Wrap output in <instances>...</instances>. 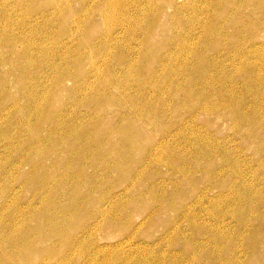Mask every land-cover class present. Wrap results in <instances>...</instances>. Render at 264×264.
<instances>
[{"label": "rangeland", "instance_id": "rangeland-1", "mask_svg": "<svg viewBox=\"0 0 264 264\" xmlns=\"http://www.w3.org/2000/svg\"><path fill=\"white\" fill-rule=\"evenodd\" d=\"M30 1L31 0H10V3H8V7H7V17H5L4 11H0V25L2 31L4 28H9L8 30L14 36L18 32V30L23 32V34H29L31 29L38 28L47 33L51 31L54 33H62V36L58 35L56 36L57 38H53L54 37L53 36L50 40L47 39V42H45L46 44L44 43L45 44L44 46L47 47L46 49L47 51L51 50L54 51V53L56 54L54 55L53 58H51V60L50 57L46 58V56L44 57L40 56L36 60L30 58L22 59L21 61L22 65L28 68H30L32 61H38L44 65L43 69L41 68V69H36L35 71L32 70L29 71V74L25 79L27 80L26 84L25 82L19 83V81L16 80L19 78L18 77L19 74L18 72L12 73L11 69L13 68V65H4V64L0 65L1 75L2 73L4 74V72L5 74L7 72L12 73V75L8 76V80L12 83V84L9 83L7 85V88L9 89L8 97L10 98L11 96H14L17 98V100L20 99L19 100L20 104L21 103L23 104V105L21 104V106H25V105L29 106V107L27 106L26 109L25 107H23L21 114L23 113L25 114H23L24 116L22 117L21 114H19L18 116V114H15L16 112L14 110L13 111L10 110L9 102H7V104L5 105L4 101L0 100V117L3 116L5 117L4 120L0 119V181H1L0 192L3 193V194L0 193L1 194L0 204L4 202L5 198L7 197L4 204L2 203L0 206V226H1L0 232L2 233V236H5L6 234V238L8 239L10 238V239L18 240L19 238L20 240L21 235L17 233L18 228L27 229L29 231L32 229L29 234V236L32 238H30L29 241L34 242L35 244H37V242H39L40 240H42L41 243L43 242L38 252L34 251L32 253L33 254L35 253L34 255H37L38 253L39 255H42V257L45 256V259L46 258L47 259L46 262L44 261L43 264H130V263L131 264H264V140H263L264 124H262L263 127L261 126V123L259 124L260 122L259 120H261L264 123V58L260 59L257 58V56L255 57V53L253 55V51L259 48L261 49L260 53L264 52V35H263L264 24H262L264 23V18H263L264 8L262 9L259 6V2L264 3V0L263 1L254 0V2L252 0V3L250 2V4L247 5L248 7L242 4L243 0H240V2L239 0H235L236 4L233 3L232 4L233 7H236L237 4L239 5L242 4L244 7L241 6V9L242 10L246 9L243 12H241L242 10L240 9L239 5L238 7H236V9L235 8L231 9L233 8L231 5L228 8L225 7L226 11H224V8L219 9V7L217 6L219 5L218 3L220 0H192V1L191 0H185V1L159 0L161 2H159L158 0H154L156 3L153 2V0H121L122 5L126 4L128 5L129 9L130 8L133 9V10L128 9L132 18L129 19V24H127L126 27H124V29H120L122 27L121 26L117 30L113 29L114 30L113 33L111 31V27L107 26L106 22L101 18L100 13L97 12L98 9H100L101 6L105 3L103 0H50L52 1L51 5L47 6L44 9L41 8L42 5L40 1H37V4H35V6H33L32 8L30 6L26 8L29 10L31 9L29 12H25L26 9L24 8L27 4L30 3ZM42 3H44L43 0ZM172 4L175 6L173 7ZM194 4L196 7L194 6ZM251 4H254V6ZM17 5L20 6L21 9L20 8L18 9ZM156 5H159L158 6L159 8ZM208 5H212V6L208 7ZM181 7L182 8L186 7L185 8L186 10L182 9ZM177 9H179V12ZM212 9L213 11L215 10L214 12H216L217 14H219V11H221L219 16L215 14L212 11ZM227 9H229V11ZM251 9L253 11L252 13L253 15L254 13H259V14H255L257 16H254L256 17L255 18L256 21L252 20L254 17L253 15H250L251 14L250 12H252ZM157 10H159L160 12ZM233 10L235 12H233ZM254 10H257V12ZM75 11H77V15H79L80 17V22L75 19V13H74ZM174 11H177V13ZM194 11L197 12L200 11V12L197 13ZM211 11L213 12V14ZM245 11H247L248 13ZM201 12L203 14H201ZM224 12H226L230 16H227L226 13ZM172 13H176V14L173 16ZM231 13H233L234 15H232ZM151 14L156 16L157 19H155L156 17L154 16L151 17ZM195 15L197 16L198 21L195 19L196 18ZM220 15L222 16L220 17ZM239 15L240 17L243 16L244 18H246L245 20L242 19V21H244L245 24L248 21L249 23L247 22L246 25H248L249 28L243 22H241L242 17L240 18ZM178 16L181 17L180 19L183 18L184 22L183 20H180ZM213 16L217 17L216 21H214L215 18ZM26 17H28L27 24L29 27L25 26L21 28L23 24V20ZM225 17L227 18V21L225 20L226 19ZM142 19L143 21L140 22V20ZM200 19L202 21H200ZM174 20L176 23H174ZM208 20L211 21V23L207 24V22H209ZM170 21H172L174 25ZM181 21L183 22L182 25L177 24L178 22L181 23ZM212 21L214 22V24ZM232 21H235V24H233ZM237 21H239V23L241 22V25L237 23ZM64 22H69V23L65 24ZM195 22L196 23L199 22V23L196 24ZM225 22L226 23L228 22L230 26L227 25L228 23L226 24ZM121 23L125 24V22H123L122 20ZM131 24L137 25V30L134 33H131L129 29L130 28L129 26ZM185 24H187V26ZM224 24L227 25L228 28L224 26ZM183 25L186 26L185 27L186 29L181 28V26ZM214 26L215 27L217 26L216 28L219 31H217V29L214 28ZM144 27L146 28V31ZM177 27L180 29H178ZM239 27L240 29L242 28L241 31L244 28L245 30L241 32L239 30ZM125 28H127L128 30ZM169 28L173 30L169 31L168 30ZM230 28L231 29L236 28V29L235 31L234 30L230 31ZM253 28L256 29L254 30ZM159 29L161 31H159ZM248 30L250 33H253V35L255 33L257 35L255 34L256 36L255 35L253 36L250 34L251 35L250 36ZM127 31L129 32V35ZM222 32H225L226 34ZM246 32L247 34H245ZM238 33L240 34L244 33V34L239 35ZM109 34L110 36L115 35L114 36L115 39H118L116 40V43H114L113 40L110 43H108L111 49L115 50L112 51L116 57V60L113 59L114 61L101 53H97V50H99V48L101 49V47L104 46L105 40L107 39V37H109L108 36ZM132 34L134 38L132 37ZM215 34L216 36H218V38L216 37V39L214 40ZM198 35H202V37ZM209 35H211L210 36L211 38L209 37ZM227 35L231 37L229 38ZM189 36H191V39ZM225 36L227 37L225 38ZM239 36L241 37V39ZM141 38L142 40H140ZM182 38H184L185 41ZM253 38L256 39V41ZM201 39H203L204 41L203 40L200 41ZM248 39L250 43L249 41H247ZM164 40L167 41L165 42ZM177 40L178 41L180 40L179 42L185 45V47L181 45ZM192 40L194 41L193 45H192L193 43ZM197 41L201 42V45ZM220 41L222 44L221 43L219 44ZM233 42H235L239 47ZM185 43L188 44V49ZM255 43L256 44L259 43V44L256 45ZM227 44L230 47V50ZM251 44H254L253 47ZM223 45L225 46L222 48ZM233 45L236 46L233 48ZM122 46L124 47L121 48ZM18 48L20 49L22 48V46H19ZM139 48H141V50ZM181 48H183L184 51V52L182 51L183 54L180 53L179 51V49L181 50ZM184 48L186 50H184ZM213 48H215L214 51L208 50ZM128 49L131 50L130 53ZM168 49L169 51H167ZM217 49H219V51ZM125 50L126 52L124 53L121 52ZM223 50L224 53H222ZM73 51H75V54H72ZM76 51H78V53H76ZM152 51L155 53H153ZM146 52L149 53L146 54ZM203 52L205 54H203ZM249 52H251V56L248 55ZM92 54L94 55L91 58ZM156 54L158 56L161 55V58L159 57L160 59L157 58L158 61L155 58L157 56ZM78 56L79 58L83 56L82 59L84 63L81 66H79L78 63L79 62ZM117 56L119 58L123 57L124 59L129 58L127 59V64L129 65H131V62L132 64L134 61L136 62V64L130 69L132 70L131 72L127 73L126 71L127 66H125L126 69L123 66H120L122 64L119 63V58ZM147 56L148 59H146ZM179 56L181 57L179 58ZM194 56L197 57L199 56L200 58L199 57L195 58ZM233 56L237 58L234 59ZM168 57L171 58L172 64L171 62L168 61L167 59ZM220 57L223 58L221 59ZM163 58L164 60L167 59L168 62L165 60L166 64L167 63L170 64L165 65ZM210 58L212 60H215L216 58L217 62L216 61L212 62ZM122 59L120 60L122 61ZM69 60H71L69 65L65 64L67 61L69 62ZM77 60H78V62L76 63L77 66H75L74 64ZM155 60L157 63L156 66H155ZM50 61L55 62L58 67L52 68L48 66L50 64ZM179 61H181V63ZM188 61H190L191 63L188 64L189 63ZM197 61L200 62L198 63ZM227 62L230 64V66ZM206 65L207 66L210 65L209 67H211V69ZM171 66L173 69L171 68ZM187 66L188 68L191 69H188ZM250 66L252 68H256V71L253 75H251L253 72L250 71L251 70ZM108 67L111 70L110 72L108 71L109 70ZM165 67L166 69H164ZM182 67L184 69H182ZM212 67L215 69H213ZM226 67L228 68L227 69L228 73H225L227 72ZM198 69L201 72L203 71L202 74H200L201 72ZM233 69L234 71H232ZM239 69H245L244 70L245 73L239 74L238 73ZM219 70L220 72L221 70H223V73L222 72L220 73ZM249 71L251 72L250 78L246 73V72L249 73ZM64 72L66 73L72 72L74 77L72 76V78L69 79L67 78L68 80L65 79L62 86L63 88L62 87L56 88L54 86V80L57 77V75ZM155 72L157 73V75ZM190 74L191 76H188ZM216 74L217 76H215ZM245 74L247 76H245ZM258 74H259V79L256 78ZM110 75L113 77H110ZM150 75L151 76L154 75V76L151 77ZM206 76L208 79L206 78ZM240 76H243V78L241 77L242 78L241 79ZM75 77L77 78L76 82L73 79ZM204 77L207 80L204 79ZM224 77L226 80L224 79ZM245 77L249 80V82ZM146 78L149 81L146 80ZM193 78H195L194 79L195 81L193 80ZM86 79L89 80L87 84L88 86L86 85L85 82ZM35 80H37V83L35 82ZM111 81H113L114 85L113 84L112 85L114 87H117V84L118 85L123 84L122 88L119 91L120 94L122 93L120 96H117V88L115 90L110 87ZM190 81L191 83L192 82L193 83L190 84L189 83ZM197 82L199 85L197 84ZM205 82L207 84H205ZM76 83L81 87L80 90H76L75 88ZM244 83L245 85L247 83L248 84L245 86L243 85ZM106 84H109V86H106L107 89L104 88V90L107 92L99 93L95 96V98H107L109 100L108 103H110V105L106 106L107 109L105 107L104 108L99 106L96 107L90 104L87 105V103L93 101L94 89L97 90L99 87L103 88L102 86ZM230 84H233V86ZM157 86H159V88ZM207 86L209 87L214 86V88L211 87V89H209V87ZM222 86H224L225 90L226 89L227 90L225 91ZM23 87H27L28 92L30 93L31 92L39 93L40 96H43V98L47 97V95L45 94V89L52 96H54L55 99L50 100L52 104L50 108L54 109V112L56 109L57 112L60 113L61 119L58 118L57 123L62 122L64 124V127H65V123H67L68 125L72 124L73 119L75 120V124L74 123L73 124L76 126L80 124L81 125L88 124L89 121L92 122L100 121L101 119H103L101 121L102 122V125L100 127L101 130H104L106 127H109V125H111L110 123L113 124L115 123V125L113 126L114 127L116 126V130H114V132H111V129L109 127L108 134L104 136L105 139L103 138L104 141H106L105 142L106 146L110 147V148L107 147L108 150L109 149L110 150L109 152L108 150H106L105 151L106 154L105 152L104 154H102L103 152H101L100 154L99 153L100 151L98 150L97 141L101 140L99 136L102 137L101 134H103V132H100L98 130L100 129L98 127L94 128L93 131V135H94L93 140L94 142L97 140L95 144L93 143L92 150L94 149L95 150L93 151L92 155H87L86 158L88 160L85 157H84L85 159L81 158L80 159L81 161L78 158L77 160L76 157L73 158L76 152V150L74 149H77L75 148V146L72 147L73 145L68 146L67 150L64 149L65 153L63 152L60 154L59 152H56L59 153L56 156V159L58 160L55 163V166H57L56 167L57 171H60L62 169L68 173L66 167L68 165L67 163L69 164L72 163L70 165L71 168L69 169V171L71 172L69 173V175L72 176V174L75 172L73 174L75 178L77 175L80 174L83 176L79 184L77 180L73 179L74 176H72L71 178L69 176L68 179L66 178L63 179L62 170L60 171L61 173L57 172L56 174L57 177L54 181V188L57 190L56 193L58 197H60L62 200L61 204L58 205H51V206L44 205L42 202L43 198L41 199L40 197L34 196L35 190L39 189V187H37L36 185L34 186L31 185L30 184L31 182L29 183V180L31 179L30 177H32L31 172L33 170V166H34L33 164L35 163V161L36 163H41L42 161L45 162L46 158H43L37 153H33V151L31 150L32 144L28 145L26 141L27 139H29L30 135L26 130L24 132L22 131L24 130V128H22L21 130H18L17 128H11V129L7 128L8 123L6 122L13 115H15L13 119V121L15 122L20 120L21 117L22 118L28 117V119L30 117L26 115L29 113L27 109L31 108V105L29 103L26 104L27 102H29V99H27L28 97L24 96L25 100L23 99L22 101L21 99L24 97L22 96L21 98V95L19 94L21 93V89ZM108 87L109 89L112 90H109ZM219 87L220 90L222 91L217 89ZM87 88L89 89L88 91L89 93L87 92L88 94L86 95ZM189 90L190 92H188ZM208 90L213 94L212 93L210 94ZM191 91H193V94H191L192 93ZM66 92L68 93L66 94ZM220 92L223 93L220 94ZM240 92L241 94H239ZM242 92L245 94H243ZM191 95H194L197 99ZM209 95L210 97L212 96L214 97L215 95L217 97L215 96L210 100V97H207ZM222 95L225 97L223 98ZM117 97L118 99H115ZM119 97L124 98L125 103L124 101L122 102V105L124 107L122 105L121 106L119 105L118 103ZM187 97L188 98L191 97L190 99L193 100H190ZM218 97H220L222 101L219 100L220 98L218 99ZM230 97L231 98L233 97L232 100H230L231 99ZM141 98H143L145 102H143L144 100L142 101ZM222 98L224 99V101ZM148 100L150 102L147 105ZM80 101H85L86 105L84 104L83 106L78 107L79 109L76 107L74 109L75 104L79 103ZM191 101L192 102L194 101L193 103L195 105ZM203 101L205 103L201 104V102ZM218 101H221V103H219ZM230 102L233 104H231ZM180 103L182 104L181 106ZM191 104L192 106L190 107ZM116 105H118L119 107ZM172 105H175L176 109H174V106ZM200 105L202 106L200 107ZM72 108L76 112L74 110H70ZM191 108L193 109L194 114L191 113L192 112ZM124 109L125 112H123ZM160 109L162 110L160 111ZM178 110L181 111L178 112ZM185 110L188 112H186ZM81 111L82 114L84 112L83 115H81ZM188 113H190V115ZM203 113L204 114L207 113V114L204 115ZM226 113L227 114L230 113L231 115L229 114L230 115L229 116ZM223 114L226 116L224 117ZM148 115H150L149 118L147 117ZM210 116L212 117L210 118ZM228 116L229 118H226ZM187 119H189V121ZM193 125L195 127H193ZM245 125L246 128H243V126ZM47 126L49 129L47 128ZM228 126L229 127L231 126L230 129L228 128ZM119 127L121 130L119 129ZM244 129L245 130L247 129V131H245ZM127 130L129 131L127 132ZM180 130L181 132H179ZM252 130H254V132L255 130L256 131L260 130L258 133L255 132L258 135L257 137L256 134L252 132ZM52 131H53L52 126L47 124L45 130H43V133L44 135H47ZM130 132L131 135H129ZM183 132L184 134H180ZM186 132L188 133L189 136L187 135ZM175 133L177 134V136L175 135ZM235 133H237L236 136ZM30 134L35 135L36 132H32V133L30 132ZM126 134H128V136ZM194 134H196V136ZM238 134H243V135L241 136ZM172 135L175 136L173 137ZM106 137L109 138L108 141ZM21 142H23V144ZM123 142L125 144H123ZM197 142L198 144L200 143V145H198ZM214 144H216L217 146ZM161 146L164 147L161 148ZM19 147L20 149L18 150ZM70 147L72 148V150H70L71 149ZM117 148L120 149L118 150ZM159 148H161L160 149L161 151L159 150ZM165 148L167 149V151ZM68 151L72 154H70ZM20 152L21 154H25V155H21ZM97 152L99 154H96ZM175 152L176 153L178 152L177 156ZM110 153L112 155H109ZM118 153H120V155L121 153H123V155L120 156ZM190 153L193 155H191ZM26 154H28L29 156H26ZM53 155H51L52 158V159L50 158L51 161L50 159L47 158L48 162L47 161L45 162L47 164L46 167L48 168H53L52 167L54 165L52 162L54 159V157H52ZM105 155L108 157H106ZM182 156L183 157L185 156L184 157L185 159ZM172 157L173 158L175 157L176 159L175 158L173 159ZM25 158L26 160L24 161L26 162H23V159ZM174 160H177L178 164L177 162H175L174 164ZM179 160L181 161L180 163ZM90 161H93L94 164L93 162L91 163ZM17 162L19 163V165L17 164ZM28 162L29 163L31 162V164L29 165ZM80 163L81 164L83 163V165H81ZM95 163H96V167H95ZM15 164L17 165V168H14ZM49 164L51 165L49 166ZM87 164L91 166H86ZM128 164H130V166ZM80 165L84 167H81ZM24 166L27 167L25 168ZM29 166L32 167L29 168ZM85 166L88 167L89 169L87 168L85 169ZM7 168L8 171L6 170ZM11 169L13 170V174ZM77 169L79 170L77 171ZM83 169H85V172ZM5 170L7 171V173H5L7 177H5V174L2 173L5 172ZM14 170L17 172H15ZM21 170L22 171L24 170L25 172L24 171L22 172ZM28 170H30L31 172ZM85 173L87 176L88 174L89 175L92 174V176L91 175L90 176L94 179H92L90 176L85 177L84 176ZM210 176L212 178H210ZM24 177L27 179H25ZM90 180L94 182L92 185H90L92 183ZM180 183L182 185H180ZM84 185L86 186L87 189H85ZM2 186L4 187V189ZM32 187L33 189H31ZM80 190L81 193L83 194L80 193ZM77 194H80V196ZM82 195H84V197ZM86 196L89 197L87 198ZM76 201L78 202L81 201V206H80L81 211L77 216L74 215L75 217L73 216L74 217L73 218L71 217V213L74 209L72 208L73 210H71L70 207H74L73 203H75ZM77 204L79 203H76V205ZM66 206L67 208L68 206L70 207L66 209ZM5 207L6 209H4ZM65 210H68V213H70L68 219L74 220L73 223L69 225V227L73 225L72 229L70 228L71 229L70 232H69V227L67 226L68 225L67 221H65L64 223V220H62V219H66L63 216ZM1 211L3 212L2 214ZM22 213L24 216L22 215ZM96 214L98 215V217H94L96 216ZM2 215H4L3 216L4 218H2ZM43 215L47 217L44 218ZM262 216L263 219H261ZM4 219L6 221H4ZM43 219H53V220L45 221ZM113 221L114 223H116V225L113 223ZM2 222L5 224H2ZM7 223L9 224L11 223L10 226H7ZM55 224H60L62 227L63 224L64 225L66 224L65 227H68L67 235L70 233L72 234L73 237L75 236L74 238L71 237V235L69 236L70 238H73V240H70L67 236H65L66 234L63 236L64 238L61 236H54L53 238L50 237L48 239L41 237V233L45 234L41 230H39L38 235L37 233L35 234L33 231L34 228H38L43 225L46 226L48 225L49 228H53ZM90 225L92 227H90ZM14 231L16 234H14ZM11 233L15 237H13V235L8 237L9 235H11ZM80 237L82 239H80ZM69 240L72 241L70 246L65 243L66 241L69 242ZM74 242L76 244H73ZM6 245H4V247L0 245V264L3 263L12 264L13 261L15 262V260L12 261L9 260V263H7L8 261L6 259L7 258L9 259L11 256H13L12 253L13 250L10 247L9 243H7ZM66 246L70 248L69 249L67 248L65 250L64 248H66ZM53 247L55 249H52ZM73 248L75 250H73ZM62 258L67 259L66 262H62L61 261ZM148 261L150 262L148 263ZM25 264H36V263H33L31 261V262H26Z\"/></svg>", "mask_w": 264, "mask_h": 264}, {"label": "bare ground", "instance_id": "bare-ground-1", "mask_svg": "<svg viewBox=\"0 0 264 264\" xmlns=\"http://www.w3.org/2000/svg\"><path fill=\"white\" fill-rule=\"evenodd\" d=\"M37 1H40V3H41V8H46L47 6H49V5H51V2L52 1H50V0H43V2L44 3H42V0H31L30 1V3L29 4H27L26 6H25V8L24 9H26V8H28L29 6L32 8L33 6H35V4H37ZM105 3L101 6V8L100 9H98V13H100V15H101V18L106 22V24H107V26L108 27H111V31H112V33H113V31L116 29H118V28H120L121 26V28L120 29H124V27H126V25L127 24H129V19L130 18H132L131 17V14L129 13V10L130 9H132V8H130L129 9V7H128V5H126V4H123L122 5V3H121V0H103ZM159 1V0H158ZM185 1V0H184ZM192 1V0H191ZM257 1H259V0H257ZM256 1V2H257ZM263 1V0H262ZM153 2H155L154 0H153ZM159 2H161V1H159ZM164 2V1H163ZM168 2V1H167ZM170 2V1H169ZM236 1L235 0H220L219 1V5L217 6V7H219V9L221 8H224V11H226L225 10V7H229L230 5L233 7V3L234 4H236L235 3ZM239 2H240V0H239ZM250 2L252 3V0L250 1V0H243V2H242V4L243 5H249L250 4ZM253 2H254V0H253ZM255 2V3H256ZM8 3H10V0H0V11H4L5 13V17H7V7H8ZM156 3V2H155ZM174 3H176V2H174ZM209 3V2H208ZM254 3V4H255ZM148 4H149V2H148ZM158 4V3H157ZM164 4V3H163ZM189 4V3H188ZM197 4H199V3H197ZM207 4V3H206ZM205 4V5H206ZM239 5V4H237V6L236 7H238V5L240 6V9H241V6H243V5ZM254 4H251V5H253L254 6ZM173 5V4H172ZM182 5H183V3H182ZM186 5H187V3H186ZM130 6V5H129ZM147 6H149V5H147ZM150 6H151V3H150ZM157 7L159 6V5H156ZM175 5H173V7H174ZM194 6H195V4H194ZM203 6V5H202ZM209 6H212V5H208V7ZM235 6V5H234ZM245 6V7H246ZM259 6H260V8H264V3L263 2H259ZM187 7V6H186ZM186 7H181L182 9H184V10H186L185 8ZM190 7V6H189ZM193 7V6H192ZM196 7V6H195ZM201 7V6H200ZM206 7V6H205ZM236 7H233V8H231V9H236ZM244 7V6H243ZM248 7V6H247ZM246 7V8H247ZM17 8L19 9L20 8V6H18L17 5ZM150 8V7H149ZM152 8V7H151ZM153 8H154V6H153ZM159 8V7H158ZM180 8V7H179ZM194 8V7H193ZM249 8H251V7H249ZM21 9V8H20ZM129 9V10H128ZM145 9V8H144ZM143 9V10H144ZM160 9H161V7H160ZM159 9V10H160ZM182 9H180V10H182ZM230 9V8H229ZM229 9H227L228 11H229ZM240 9H239V12H240ZM255 9V8H254ZM8 10H9V8H8ZM31 10V9H30ZM29 9H26L25 10V12H29L30 11ZM133 10V9H132ZM155 10V9H154ZM159 10H157V11H159ZM178 10V12H179V9H177ZM194 10H197V9H194ZM205 10H206V8H205ZM242 10V9H241ZM244 10H246V9H244ZM244 10H242L241 12H243ZM212 11H213V9H212ZM211 11V12H212ZM215 11V10H214ZM213 11V12H214ZM219 11V10H218ZM223 11V10H222ZM231 11V10H230ZM247 11H248V9H247ZM247 11H245V12H247ZM250 11V10H249ZM251 11H252V9H251ZM254 11H256L257 12V10H254ZM160 12V11H159ZM162 12V11H161ZM174 12H176L177 13V11H174ZM184 12V11H183ZM183 12H181V13H183ZM194 12H197V11H194ZM198 12H200V11H198ZM197 12V13H198ZM207 12V11H206ZM213 12H212V14H213ZM220 12L221 11H219V14H220ZM233 12H235L234 10H233ZM75 13V19L77 20V21H79L80 22V17H79V15H77V11H75L74 12ZM131 13H132V11H131ZM152 13H153V10H152ZM176 13H172L173 14V16L176 14ZM180 13V14H181ZM197 13H195V14H197ZM205 13V12H204ZM209 13H210V10H209ZM215 14H217L216 12H214ZM224 13H226V12H224ZM236 13H237V11H236ZM248 13V12H247ZM251 14L250 15H253L252 13H253V11L252 12H250ZM171 14V15H172ZM201 14H203L202 12H201ZM200 14V15H201ZM206 14V13H205ZM219 14H217L218 16H219ZM222 14V13H221ZM232 15H234L233 13H231ZM243 14V13H242ZM255 14H259V13H254V15H253V17L254 16H257V15H255ZM43 15V14H42ZM150 15V14H149ZM156 15V14H155ZM217 15H214V16H217ZM226 15L227 16H230V15H228L227 13H226ZM238 15V14H237ZM241 15V14H240ZM240 15H239V17H240ZM244 15V14H243ZM264 15V14H263ZM152 16H154V15H152L151 14V17ZM159 16V15H158ZM168 16V15H167ZM182 16H183V14H182ZM196 16V15H195ZM202 16V15H201ZM213 16V17H214ZM222 15H220V17H221ZM246 16H248V15H246ZM147 17V16H146ZM150 17V16H149ZM154 17H156V16H154ZM153 17V18H154ZM172 17V16H171ZM176 17H177V15H176ZM175 17V18H176ZM205 17H206V15H205ZM209 17V16H208ZM207 17V18H208ZM211 17V16H210ZM233 17V16H232ZM237 17V16H236ZM242 17V18H241ZM240 18H241V22H243L244 23V21H242V19H246V18H244L243 16H241ZM251 17V16H250ZM260 17V16H259ZM258 17V18H259ZM168 18V17H167ZM166 18V19H167ZM178 18L180 19L181 17H179L178 16ZM201 18V17H200ZM215 18V20L214 21H216V19H217V17H214ZM226 18V17H225ZM224 18V19H225ZM255 18L256 17H254L252 20H255ZM264 18V17H263ZM144 19V18H143ZM143 19L142 20H140V22L141 21H143ZM155 19H157V17L155 18ZM196 20H197V16H196V18H195ZM206 19V18H205ZM209 19V18H208ZM212 19V18H211ZM210 19V20H211ZM236 19V18H235ZM27 20H28V17H26L24 20H23V24H22V26H21V28L22 27H25V26H28V24H27ZM121 20L123 21V22H125V24H123V23H121ZM180 20H183V18L182 19H180ZM213 20V19H212ZM226 21H227V18L225 19ZM232 20V19H231ZM240 20V19H239ZM249 20V19H248ZM262 20V19H261ZM147 21V20H146ZM179 21V20H178ZM198 21V20H197ZM200 21H202L201 19H200ZM204 21V20H203ZM209 21V20H208ZM218 21H219V18H218ZM247 21V20H246ZM245 21V22H246ZM256 21V20H255ZM258 21V20H257ZM137 22H139V21H137ZM170 22H172V21H170ZM183 22H184V20H183ZM183 22L181 21V23H177V24H183ZM213 22V21H212ZM224 22V21H223ZM233 22V24H235V21H232ZM241 22L239 23V21H237V23H239L240 25H241ZM248 22V21H247ZM247 22H246V24H247ZM65 24H68L69 22H64ZM154 23H155V21H154ZM167 23V22H166ZM173 23V22H172ZM174 23H176L175 22V20H174ZM174 23H173V25H174ZM186 23V22H185ZM196 23V22H195ZM197 23H199V22H197ZM196 23V24H197ZM208 23H211V21H209V22H207V24ZM217 23V22H216ZM226 23V22H225ZM228 23V22H227ZM226 23V24H227ZM249 23V22H248ZM252 23V22H251ZM256 23V22H255ZM260 23H261V21H260ZM138 24H140V23H138ZM143 24V23H142ZM170 24V23H169ZM188 24V23H187ZM187 24H185L186 26H187ZM201 24H202V22H201ZM205 24H206V21H205ZM213 24H214V22H213ZM212 24V25H213ZM223 24V23H222ZM230 24H231V21H230ZM230 24L228 23L227 25H229L230 26ZM245 24V23H244ZM245 24V25H246ZM262 24H264V23H262ZM261 24V25H262ZM185 25H183V26H181V28H185L186 26ZM216 25V24H215ZM218 25H219V23H218ZM227 25H225L224 24V26H226L227 27ZM258 25V24H257ZM260 25V26H261ZM156 26V25H155ZM154 26V27H155ZM196 26V25H195ZM201 26V25H200ZM239 26V25H238ZM247 27H248V25H246ZM259 26V25H258ZM264 26V25H263ZM29 27V26H28ZM130 28V31H131V33H134V32H136V30H137V25L136 24H131L130 26H129ZM141 27V26H140ZM139 27V28H140ZM150 27V26H149ZM174 27V26H173ZM172 27V28H173ZM209 27V26H208ZM207 27V28H208ZM217 27V26H216ZM215 26H214V28H216ZM235 27H237V26H235ZM242 27V26H241ZM251 27V26H250ZM262 27V26H261ZM145 28V27H144ZM143 28V29H144ZM147 28H148V26H147ZM157 28V27H156ZM175 28V27H174ZM178 28V27H177ZM176 28V29H177ZM188 28H189V26H188ZM201 28V27H200ZM199 28V29H200ZM228 28V27H227ZM249 28V27H248ZM9 28H4L3 29V31H2V28H1V25H0V65L1 64H4V65H13V68L11 69V71H12V73H17L18 72V74H19V78L18 79H16V80H18L19 81V83H24L25 82V84H26V82H27V80H25L26 78H27V75L29 74V71L30 70H32V71H35L36 69H43V64L42 63H40V62H38V61H32V63H31V65H30V68H28V67H25V66H23L22 65V59L23 58H30V59H33V60H36V59H38L40 56H46V58H49L50 57V60H51V58H53L54 57V55H56L55 53H54V51H51V50H46L47 49V47H45L44 45L46 44L45 42H47V39H51L53 36V38H57L56 36H58V35H61L62 36V33H54V32H45V31H42V30H40V29H38V28H36V29H31L30 30V32H29V34H23V32H21V31H19L18 30V32L13 36L12 35V33L8 30ZM114 29V30H113ZM125 29H127V28H125ZM142 29V28H141ZM158 29V28H157ZM178 29H180V28H178ZM177 29V30H178ZM186 29V28H185ZM212 29H213V27H212ZM217 29V28H216ZM235 29L236 28H234V29H231L230 28V31H232V30H234L235 31ZM242 29V28H241ZM241 29H240V27H239V30L241 31ZM254 29V28H253ZM256 29V28H255ZM254 29V30H255ZM128 30V29H127ZM169 31H172L170 28L168 29ZM175 30V29H174ZM207 30V29H206ZM226 30H228V29H226ZM225 30V31H226ZM243 30H245V28L243 29ZM242 30V31H243ZM246 30H247V28H246ZM66 31H67V29H66ZM141 31V30H140ZM145 31H146V28H145ZM159 31H161L160 29H159ZM204 31V30H203ZM209 31H210V29H209ZM208 31V32H209ZM217 31H219L218 29H217ZM224 31V30H223ZM230 31H228V32H230ZM233 31V32H234ZM239 31V32H240ZM241 31V32H242ZM261 31V30H260ZM264 31V30H263ZM128 32V31H127ZM150 32V31H149ZM149 32H148V34H149ZM152 32V31H151ZM157 32V31H156ZM207 32V31H206ZM232 32V33H233ZM237 32H238V29H237ZM245 32V31H244ZM248 32H249V30H248ZM257 32V31H256ZM141 33H143V32H141ZM179 33V32H178ZM203 33V32H202ZM214 33V32H213ZM212 33V34H213ZM222 33H224V34H226L225 32H222ZM221 33V34H222ZM235 33V32H234ZM258 33V32H257ZM136 34V33H135ZM145 34V33H144ZM143 34V35H144ZM147 34V35H148ZM210 34V33H209ZM231 34V33H230ZM229 34V35H230ZM239 35H243V34H240V33H238ZM237 34V35H238ZM245 34H247V32L245 33ZM253 35V33H250L249 32V35ZM256 34V33H255ZM254 34V35H255ZM263 34V33H262ZM128 35H129V32H128ZM205 35H207V34H205ZM233 35V34H232ZM236 35V34H235ZM250 35V36H251ZM253 35V36H254ZM257 35V34H256ZM255 35V36H256ZM261 35V34H260ZM264 35V34H263ZM109 37H107V39L105 40V44H104V46L103 47H101V49L99 48V50H97V53H101V54H103V55H105V56H107V57H109L111 60H113V59H115L116 60V57H115V55L113 54V50L114 49H111V47H110V45H108V43H110L112 40L114 41V43H116V40H118V39H115V35L114 36H110V34L108 35ZM136 36V35H135ZM149 36V35H148ZM147 36V37H148ZM192 36V35H191ZM191 36H189L190 37V39H191ZM196 36V35H195ZM198 36H201L202 37V35H198ZM204 36V35H203ZM211 35H209V37H210ZM222 36H224V35H222ZM228 36V35H227ZM227 36H225V38L227 37ZM252 36V37H253ZM262 36V35H261ZM260 36V37H261ZM114 37V38H113ZM131 37V36H130ZM130 37H128V38H130ZM132 37H133V34H132ZM161 37H162V35H161ZM200 37V38H201ZM213 37V36H212ZM216 37L218 38V36H216V34H215V38H214V40L216 39ZM229 37V36H228ZM231 37V36H230ZM229 37V38H230ZM234 37V36H233ZM240 37V36H239ZM259 37V36H258ZM116 38H118V37H116ZM134 38V37H133ZM173 38H175V37H173ZM179 38V37H178ZM180 38H181V36H180ZM195 38V37H194ZM200 38H197V39H200ZM211 38V37H210ZM224 38V39H225ZM243 38V37H242ZM250 38V37H249ZM255 38V37H254ZM253 38V39H254ZM148 39V38H147ZM170 39V38H169ZM168 39V40H169ZM172 39V38H171ZM182 39H184V38H182ZM235 39V38H234ZM237 39V38H236ZM240 39H241V37H240ZM247 39V38H246ZM246 39H245V41H246ZM140 40H142V38L140 39ZM144 40V39H143ZM174 40V39H173ZM196 40V39H195ZM203 39H201L200 41H202ZM211 40H213V39H211ZM218 40V39H217ZM222 40V39H221ZM238 40V39H237ZM244 40V39H243ZM255 41H256V39H254ZM165 41V40H164ZM167 41V40H166ZM165 41V42H166ZM178 41V40H177ZM180 41V40H179ZM178 41V42H179ZM184 41H185V39H184ZM183 41V42H184ZM193 41V40H192ZM204 41V40H203ZM247 41H249V39L247 40ZM142 42V41H141ZM146 42H147V40H146ZM145 42V43H146ZM176 42V41H175ZM175 42H174V44H175ZM197 42H199V41H197ZM227 42V41H226ZM243 42V41H242ZM45 43V44H44ZM118 43V42H117ZM160 43V42H159ZM177 43V42H176ZM180 43V42H179ZM187 43H188V41H187ZM214 43V42H213ZM221 43V41L219 42V44ZM234 44H236L235 42H233ZM239 43V42H238ZM249 43H250V41H249ZM262 43V42H261ZM140 44V43H139ZM163 44V43H162ZM169 44V43H168ZM181 45H183L182 43H180ZM186 44V43H185ZM191 44V43H190ZM194 44V41H193V43H192V45ZM199 44L201 45V42H199ZM212 44V43H211ZM222 44V43H221ZM224 44V43H223ZM229 44H232V43H229ZM240 44H243V43H240ZM256 44V43H255ZM257 44H259V43H257ZM256 44V45H257ZM124 45V44H123ZM143 45V44H142ZM152 45H155V44H152ZM187 46V49H188V44H186ZM214 45V44H213ZM237 45V44H236ZM235 45V46H236ZM252 45V47H253V45L254 44H251ZM19 46H22V48H18ZM150 46V45H149ZM166 46V45H165ZM170 46V45H169ZM180 46V45H179ZM184 47H185V45H183ZM198 46V45H197ZM205 46V45H204ZM221 46V45H220ZM225 45H223L222 46V48L224 47ZM227 46H228V44H227ZM234 45H233V48L235 47ZM238 46V45H237ZM250 46V45H249ZM260 46H262V45H260ZM124 46H122L121 48H123ZM142 47V46H141ZM160 47H162V46H160ZM174 47V46H173ZM239 47V46H238ZM148 48H150V47H148ZM157 48V47H156ZM208 48V47H207ZM211 48V47H210ZM221 48V49H222ZM228 48H229V50H230V47L228 46ZM232 48V49H233ZM237 48V47H236ZM247 48V47H246ZM254 48H255V46H254ZM253 48V49H254ZM96 49H98V48H96ZM127 49V48H126ZM140 50H141V48H139ZM159 49V48H158ZM163 49V48H162ZM161 49V50H162ZM225 49H227V48H225ZM231 49V50H232ZM244 49V48H243ZM118 50V49H117ZM116 50V51H117ZM123 50V49H122ZM129 50V53H130V49H128ZM145 50V49H144ZM149 50H151V49H149ZM154 50V49H153ZM171 50V49H170ZM184 50H186L185 48H184ZM208 50H215V48H213V49H208ZM218 51H219V49H217ZM236 50H238V49H236ZM245 50V49H244ZM96 51V50H95ZM115 51V50H114ZM155 51V50H154ZM167 51H169V49L167 50ZM179 51H180V53H182L183 54V48H181V50L179 49ZM183 51V52H182ZM199 51V50H198ZM226 51V50H225ZM233 51V50H232ZM243 51V50H242ZM258 51H259V53H258ZM121 52H126V50L125 51H121ZM121 52H120V54H121ZM153 52V51H152ZM200 52V51H199ZM202 52V51H201ZM208 52V51H207ZM261 52V49L259 48V49H257V50H255V51H253V55H254V53H255V57L257 56V58H260V59H263L264 58V52L263 53H260ZM76 53H78V51H76ZM114 53H116V52H114ZM122 53V54H123ZM138 53H140V52H138ZM137 53V54H138ZM149 52H146V54H148ZM150 53H151V51H150ZM153 53H155V52H153ZM168 53V52H167ZM178 53V52H177ZM190 53V52H189ZM210 53V52H209ZM222 53H224V50H223V52ZM226 53H229V52H226ZM238 53V52H237ZM240 53V52H239ZM72 54H75V51H73L72 52ZM117 54H118V52H117ZM119 54V55H120ZM132 54H133V52H132ZM161 54V53H160ZM173 54H174V52H173ZM191 54H193V53H191ZM201 54V53H200ZM203 54H205L204 52H203ZM202 54V55H203ZM208 54V53H207ZM213 54V53H212ZM219 54V53H218ZM235 54V53H234ZM245 54V53H244ZM93 55L94 54H92V56H91V58L93 57ZM118 55V56H119ZM124 55V54H123ZM154 55V54H153ZM157 55V54H156ZM170 55V54H169ZM180 55V54H179ZM185 55V54H184ZM188 55V54H187ZM209 55V54H208ZM239 55V54H238ZM242 55V54H241ZM248 55H250L251 56V52H249V54ZM117 56V57H118ZM128 56V55H127ZM139 56V55H138ZM151 56V55H150ZM155 56V55H154ZM154 56H153V58H154ZM158 56V55H157ZM155 57L156 59L157 58H161V55L160 56H158V57ZM173 56V55H172ZM174 56H175V54H174ZM190 56V55H189ZM221 56H223V55H221ZM234 56H236V55H234ZM233 56V58L235 59V58H237V57H234ZM245 56V55H244ZM70 57V56H69ZM181 56H179V58H180ZM191 57V56H190ZM195 58H198L197 56H194ZM203 57V56H202ZM201 57V58H202ZM210 57V56H209ZM78 58H79V56H78ZM83 56H81L80 58H79V62H78V60L75 62V66H77L76 65V63L78 62L79 63V66H81L83 63H84V61H83ZM119 58V57H118ZM123 58V57H122ZM122 58H119V63L120 64H122V65H120V66H123L124 68H125V66H127L125 69H126V71H127V73L128 72H131L132 70H130L135 64H136V62L134 63L133 62V64H132V62H131V65H129V64H127V59H129V58H127V59H122ZM143 58H144V55H143ZM152 58V59H153ZM159 58V59H160ZM165 58V57H164ZM164 58H163V60H164ZM173 58V57H172ZM200 58V57H199ZM221 58V57H220ZM223 58V57H222ZM221 58V59H222ZM241 58H243V57H241ZM245 58V57H244ZM120 59H122V61L120 60ZM142 59V58H141ZM140 59V60H141ZM146 59H148V56H147V58ZM168 59V61L169 62H171V58L170 57H168L167 58ZM167 59H165L166 61H167ZM208 59V58H207ZM207 59H204V60H207ZM211 59V58H210ZM217 59H218V57H217ZM232 59V58H231ZM259 59V60H260ZM131 60V59H130ZM165 60H164V63H165ZM186 60V59H185ZM195 60V59H194ZM200 60V59H199ZM212 60V59H211ZM243 60V59H242ZM258 60V59H257ZM70 61L71 60H69V62L67 61L65 64H67V65H69V63H70ZM114 61V60H113ZM153 61V60H152ZM157 61H158V59H157ZM162 61V60H161ZM167 61V62H168ZM183 61V60H182ZM187 61V60H186ZM196 61V60H195ZM215 62L216 61V58H215V60H212V62ZM221 61V60H220ZM236 61H237V59H236ZM143 62V61H142ZM141 62V63H142ZM180 63H181V61H179ZM185 62V61H184ZM189 62V63H188ZM187 63L188 64H190L191 62L190 61H188ZM198 62V61H197ZM200 62V61H199ZM198 62V63H199ZM207 62V61H206ZM205 62V63H206ZM210 62V61H209ZM217 62V61H216ZM223 62H225V61H223ZM232 62V61H231ZM235 62V61H234ZM259 62H261V61H259ZM141 63H140V65H141ZM145 63H147V62H145ZM162 63V62H161ZM228 63V62H227ZM236 63V62H235ZM241 63V62H240ZM156 60H155V66H156ZM158 64H160V63H158ZM167 64H170V63H167ZM166 63H165V65H167ZM171 64H172V62H171ZM196 64V63H195ZM207 64V63H206ZM210 64V63H209ZM217 64V63H216ZM218 64H220V63H218ZM229 64V63H228ZM129 65V66H128ZM144 65V64H143ZM164 65V64H163ZM178 65V64H177ZM181 65V64H180ZM182 65H183V62H182ZM194 65V64H193ZM200 65H201V63H200ZM200 65H197V66H200ZM213 65V64H212ZM223 65H225V64H223ZM242 65H245V64H242ZM242 65H240V66H242ZM48 66H50V67H52V68H57L58 66H57V64L55 63V62H51L50 61V64L48 65ZM139 66V65H138ZM154 66V67H155ZM159 66V65H158ZM161 66V65H160ZM170 66V65H169ZM189 66V65H188ZM188 66H187V68H188ZM191 66V65H190ZM196 66V67H197ZM207 66V65H206ZM210 66V65H209ZM209 66H207V67H209ZM219 66V65H218ZM229 66H230V64H229ZM237 66V65H236ZM193 67V66H192ZM214 67V66H213ZM212 67V68H213ZM251 67V66H250ZM171 68H172V66H171ZM184 68H185V66H184ZM183 67H182V69H184ZM206 68V67H205ZM210 69H211V67H209ZM208 68V69H209ZM234 68V67H233ZM260 68V67H259ZM108 69H109V67H108ZM157 69V68H156ZM164 69H166V67L164 68ZM163 69V70H164ZM173 69V68H172ZM176 69V68H175ZM181 69V68H180ZM181 69V70H182ZM188 69H191V68H188ZM201 69V68H200ZM213 69H215V68H213ZM212 69V70H213ZM218 69V68H217ZM221 69H222V67H221ZM227 67H226V71H227ZM236 69V68H235ZM257 69H258V66H257ZM114 70V69H113ZM122 70V69H121ZM134 70V69H133ZM136 70V69H135ZM171 70V69H170ZM199 70V69H198ZM224 70V69H223ZM223 70H221V72L223 73ZM244 70L245 69H239V74L240 73H245L244 72ZM261 70V69H260ZM109 72L111 71L110 69L108 70ZM124 71V70H123ZM158 71V70H157ZM189 71V70H188ZM195 71V70H194ZM200 71V70H199ZM208 71V70H207ZM211 71V70H210ZM209 71V72H210ZM225 71V70H224ZM232 71H234V69L232 70ZM241 71H243V72H241ZM251 72H253L251 75H253L254 73H255V71H256V68H252L251 67V70H250ZM249 71V73L248 72H246L247 74H248V77L250 78V72ZM258 71V70H257ZM262 71V70H261ZM137 72V71H136ZM170 72V71H169ZM190 72V71H189ZM201 72V71H200ZM203 72V71H202ZM202 72L200 73V74H202ZM205 72V71H204ZM216 72H217V70H216ZM219 72H220V70H219ZM219 72H218V74H219ZM220 72V73H221ZM263 72V71H262ZM12 73H9V72H7L6 74H5V72H4V74L2 73V75L0 74V100H2V101H4V103H5V105L7 104V102H9V107H10V110H14L16 113L15 114H18V116H19V114H21L22 113V110H23V107H25V109H26V107L28 106H21V104H20V102H19V100H17V98L16 97H14V96H11L10 98L8 97V94H9V89L7 88V85L9 84V83H11L9 80H8V76H10V75H12ZM138 73H139V70H138ZM137 73V74H138ZM156 73V72H155ZM175 73H176V71H175ZM182 73V72H181ZM185 73H187V72H185ZM225 73H228V71L227 72H225ZM257 73H259V72H257ZM110 74V73H109ZM116 74V73H115ZM114 74V75H115ZM125 74H126V72H125ZM153 74V73H152ZM204 74H206V73H204ZM211 74V73H210ZM213 74V73H212ZM261 74H263V73H261ZM17 75V74H16ZM156 75H157V73H156ZM198 75V74H197ZM229 75H231V74H229ZM242 75V74H241ZM72 76L74 77V75H73V73L72 72H64V73H61V74H59V75H57V77L55 78V80H54V86L56 87V88H59V87H62L63 86V82H64V80L65 79H69V78H72ZM151 76V75H150ZM152 76H154V75H152ZM151 76V77H152ZM159 76V75H158ZM188 76H191V74L190 75H188ZM194 76V75H193ZM195 76H196V74H195ZM203 76V75H202ZM202 76H200V77H202ZM208 76V75H207ZM207 76H206V78H207ZM213 76V75H212ZM215 76H217V74L215 75ZM224 76H225V74H224ZM228 76V75H227ZM245 76H247L246 74H245ZM262 76V75H261ZM15 77V76H14ZM63 77H65V78H63ZM110 77H113V76H111L110 75ZM138 77H139V75H138ZM198 77V76H197ZM229 77V76H228ZM232 77H234V76H232ZM243 78V76H240V78ZM252 77H254V76H252ZM192 78V77H191ZM205 77H204V79H206ZM212 78V77H211ZM241 78V79H242ZM246 78V77H245ZM256 78H258L259 79V74H258V76L256 77ZM67 79V80H68ZM74 80H75V82L77 81V78L75 77V78H73ZM72 79V80H73ZM151 79V78H150ZM159 79V78H158ZM187 79V78H186ZM195 78H193V80H194ZM208 79V78H207ZM206 79V80H207ZM224 79H225V77H224ZM228 79V78H227ZM247 79V78H246ZM257 79V80H258ZM14 80V79H13ZM146 80H148L147 78H146ZM188 80V79H187ZM210 80V79H209ZM208 80V81H209ZM226 80V79H225ZM237 80H239V79H237ZM252 80V79H251ZM256 80V81H257ZM261 80V79H260ZM114 81V80H113ZM113 81H111V88H113V89H115L116 90V88H117V96H120L121 94L119 93V91H120V89L122 88V85H118L117 84V87H114L113 85H114V83H113ZM149 81V80H148ZM148 81H146V82H148ZM165 81V80H164ZM195 81V80H194ZM212 81V80H211ZM243 81H245V80H243ZM247 81L249 82V80L247 79ZM35 82L37 83V80H35ZM85 82H86V85L88 84V82H89V80L88 79H86L85 80ZM121 82H123V81H121ZM167 82V81H166ZM224 82V81H223ZM226 82V81H225ZM229 82H230V80H229ZM232 82V81H231ZM251 82V81H250ZM190 84H192L191 83V81L189 82ZM200 83H202V82H200ZM211 83V82H210ZM234 83V82H233ZM257 83V82H256ZM12 84V83H11ZM113 84V85H112ZM188 84V83H187ZM194 84H195V82H194ZM197 84H198V82H197ZM196 84V85H197ZM205 84H207L206 82H205ZM204 84V85H205ZM213 84V83H212ZM211 84V85H212ZM215 84V83H214ZM218 84V83H217ZM216 84V85H217ZM219 84H221V83H219ZM236 84V83H235ZM234 84V85H235ZM248 84V83H247ZM246 84V85H247ZM24 85V84H23ZM150 85H151V82H150ZM182 85V84H181ZM199 85V84H198ZM203 85V84H202ZM230 85H232L233 86V84H230ZM243 85H245V83L243 84ZM245 85V86H246ZM252 85H253V82H252ZM10 86V85H9ZM12 86V85H11ZM40 86H41V84H40ZM75 88H76V90H80L81 89V87L79 86V85H77V83L75 84ZM88 86V85H87ZM106 86H109V84H106V85H103L102 87L103 88H101V87H99L97 90H95L94 89V91H93V101L92 102H89V103H87V105L88 104H90V105H93V106H96V107H105L106 109H107V105H110V103H108L109 102V100L107 99V98H95V96L97 95V94H99V93H105V92H107V91H105L104 90V88L105 89H107V87ZM183 86V85H182ZM190 86H192V85H190ZM215 86V85H214ZM214 86L212 87V88H214ZM13 87V86H12ZM82 87H85V86H82ZM129 87V86H128ZM158 88H159V86H157ZM195 87H197V86H195ZM200 87V86H199ZM204 87V86H203ZM207 87H209V86H207ZM211 87H209V89H211ZM223 88H224V86H222ZM252 87V86H251ZM254 87V86H253ZM63 88V87H62ZM157 88V89H158ZM165 88V87H164ZM216 88V87H215ZM228 88H229V86H228ZM236 88V87H235ZM108 89H109V87H108ZM194 89H196V88H194ZM201 89V88H200ZM203 89V88H202ZM205 89H208V88H205ZM217 89H219L220 90V87L219 88H217ZM232 89H234V88H232ZM231 89V90H232ZM37 90H40V89H37ZM109 90H112V89H109ZM108 90V91H109ZM213 90V89H212ZM219 90H218V92H219ZM224 90H225V88H224ZM227 90V89H226ZM225 90V91H226ZM230 90V91H231ZM241 90V89H240ZM11 91V90H10ZM19 91V90H18ZM17 91V92H18ZM67 91V90H66ZM89 91V89L87 88L86 89V95L89 93L88 92ZM159 91V90H158ZM168 91V90H167ZM194 91V90H193ZM193 91H191L192 93L191 94H193ZM200 91V90H199ZM204 91V90H203ZM209 91V90H208ZM220 91H222V90H220ZM230 91H228V92H230ZM236 91V90H235ZM234 91V92H235ZM242 91V90H241ZM258 91V90H257ZM20 92V91H19ZM36 92H39V91H36ZM48 91L45 89V94L47 95V97L46 98H43V96H40V94L39 93H34V92H28V88L27 87H23L22 89H21V93H19L20 95H21V98H22V96L24 97H28L27 99H29V102H27L26 104H30L31 105V108H29V109H27L28 111H29V113L28 114H26L27 116H30L29 117V119H28V117L27 118H22L24 115L23 114H25V113H23V114H21L22 115V117H21V119L20 120H18V121H13V119H14V116L15 115H13V116H11L10 117V119L6 122V123H8L7 124V128H17L18 130H21L22 128H24V130H22L23 132L26 130L27 132H28V134L30 135L29 136V139H27L26 141H27V143H28V145L29 144H32L31 145V150L33 151V153H37L38 155H40V156H42L43 158H46V161H47V158L48 159H50L51 158V155H53L52 157H54V159H53V168H48V167H46V161L45 162H41V163H36V161H35V163L33 164L34 166H33V170H32V172L30 171V170H28V171H30L31 172V174H32V177H30L31 179L29 180V183L31 184V185H36L37 187H39V189H37V190H35V195L34 196H37V197H40L41 199H42V202H43V204L44 205H48V206H51V205H58V204H61V198L60 197H58V195H57V193H56V189L54 188V181H55V179H56V174H57V172H59V173H61L60 171L62 170H60V168H59V170L60 171H57V169H56V167L57 166H55V163L57 162V160L58 159H56V156L60 153H65V150L64 149H66L67 150V148H68V146H70V145H73L72 147H74L75 146V148H77V149H74V150H76V152H75V154H74V156H73V158L74 157H76V159L78 158L79 160L81 159V158H86L87 157V155H92L93 154V151L95 150H92L93 149V143L95 144V142L97 141L96 139V141L94 142V140H93V137H94V135H93V131H94V128H96V127H98V128H100L101 127V125H102V120L103 119H101L100 121H95V122H92V121H89L88 122V124H85V125H74L75 124V120L73 119L72 120V122L74 123H72V124H70V125H68L67 123H65V127H64V124L62 123V122H59V123H57V121H58V118H60L61 119V115H60V113H58L57 112V110L55 109V112H54V109H52V108H50V106L52 105L51 104V101L50 100H53V99H55L54 98V96H52L49 92L47 93ZM88 92V93H87ZM160 92V91H159ZM162 92H164V91H162ZM172 92H173V90H172ZM188 92H190V90L188 91ZM210 92V91H209ZM224 92V91H223ZM223 92H220V94H222ZM233 92V91H232ZM68 92H66V94H67ZM109 93V92H108ZM107 93V94H108ZM200 93V92H199ZM208 93V92H207ZM206 93V94H207ZM212 92H210V94H211ZM215 93V92H214ZM243 93V92H242ZM14 94V93H13ZM171 94H173V93H171ZM205 94V95H206ZM213 94V93H212ZM216 94H218V93H216ZM219 94V95H220ZM239 94H241V92L239 93ZM243 94H245V93H243ZM242 94V95H243ZM190 95V94H189ZM10 96V95H9ZM186 96V95H185ZM191 96H193V97H195L194 95H191ZM202 96V95H201ZM216 96V95H215ZM214 96V97H215ZM18 97H20V96H18ZM25 97L24 98H22L21 100L23 101V99L25 100ZM131 97V96H130ZM207 97H210V95L209 96H207ZM213 96L212 97H210V100L212 99V98H214ZM217 97V96H216ZM222 97L224 98L225 96H223L222 95ZM185 98V97H184ZM188 98V97H187ZM191 98V97H190ZM190 98H188V99H190ZM196 98V97H195ZM220 97H218V99H219ZM222 98V99H223ZM226 98H229V97H226ZM225 98V99H226ZM231 98V97H230ZM233 98V97H232ZM232 98L230 99V100H232ZM242 98V97H241ZM115 99H118V97L117 98H115ZM133 99V98H132ZM140 99V98H139ZM138 99V100H139ZM142 99V101L144 100L143 98H141ZM197 99V98H196ZM196 99H194V100H196ZM203 99V98H202ZM152 100V99H151ZM180 100H182V99H180ZM179 100V101H180ZM184 100V99H183ZM186 100V99H185ZM190 100H193V99H190ZM208 100V99H207ZM219 100H221V98L219 99ZM227 100V99H226ZM114 101V100H113ZM124 101V98L123 97H119V105L121 106L122 105V102ZM142 101H140V102H142ZM178 101V102H179ZM222 101V100H221ZM221 101H218L219 103H221ZM223 101H224V99H223ZM143 102H145V100L143 101ZM150 101L148 100V102H147V105H148V103H149ZM152 102V101H151ZM154 102V101H153ZM192 102V101H191ZM194 102V101H193ZM192 102V103H193ZM208 102V101H207ZM206 102V103H207ZM214 102H215V100H214ZM229 102V101H228ZM227 102V103H228ZM3 103V104H4ZM86 102L85 101H80L79 103H77V104H75V106H74V109H75V107L76 108H78V107H81V106H83L84 104H85ZM124 103H125V101H124ZM123 103V104H124ZM174 103V102H173ZM177 103V102H176ZM175 103V104H176ZM186 103V102H185ZM197 103V102H196ZM199 103V102H198ZM202 103H205L204 101L203 102H201V104ZM212 103V102H211ZM231 103V102H230ZM114 104V103H113ZM153 104V103H152ZM184 104V103H183ZM187 104H188V102H187ZM187 104H185V105H187ZM194 104V103H193ZM231 104H233V103H231ZM23 105V104H22ZM86 105V104H85ZM151 105V104H150ZM178 105H179V103H178ZM182 104L180 103V106H181ZM195 105V104H194ZM116 106H118V105H116ZM123 106V105H122ZM171 106V105H170ZM172 106H174V109H176V106L175 105H172ZM192 106V104L190 105V107ZM202 105H200V107H201ZM29 107V106H28ZM119 107V106H118ZM124 107V106H123ZM179 107V106H178ZM189 107V106H188ZM216 107H218V106H216ZM233 107H234V105H233ZM243 107V106H242ZM125 108H126V106H125ZM172 108V107H171ZM236 108H237V106H236ZM249 108V107H248ZM73 108L72 109H70V110H74ZM79 109V108H78ZM97 109V108H96ZM122 109V108H121ZM178 109V108H177ZM201 109V108H200ZM231 109H233V108H231ZM112 110V109H111ZM123 110V109H122ZM128 110V109H127ZM162 109H160V111H161ZM171 110V109H170ZM173 110V109H172ZM191 110H192V114H194V112H193V109L191 108ZM240 110V109H239ZM27 111V112H28ZM31 111V112H30ZM75 111V110H74ZM78 111V110H77ZM121 111V110H120ZM129 111H130V109H129ZM163 111H165V110H163ZM162 111V112H163ZM181 110H178V112H180ZM183 111V110H182ZM186 111V110H185ZM195 111V110H194ZM220 111V110H219ZM218 111V112H219ZM243 111H244V109H243ZM247 111V110H246ZM73 112V111H72ZM76 112V111H75ZM74 112V113H75ZM123 112H125V109H124V111ZM162 112H161V115H162ZM186 112H188V111H186ZM196 112V111H195ZM213 112V111H212ZM222 112H225V111H222ZM227 112H229V111H227ZM231 112V111H230ZM198 113V112H197ZM200 113V112H199ZM69 114H71V113H69ZM77 114V113H76ZM83 114H84V112H83ZM82 114V111H81V115H83ZM115 114V113H114ZM121 114V113H120ZM126 114V113H125ZM140 114V113H139ZM189 115H190V113H188ZM204 114V113H203ZM205 114H207V113H205ZM204 114V115H205ZM225 114V113H224ZM223 114V115H224ZM227 114V113H226ZM230 114V113H229ZM229 114H227V115H229ZM3 115V114H2ZM1 115V116H2ZM88 115V114H87ZM127 115V114H126ZM142 115V114H141ZM164 115V114H163ZM180 115V114H179ZM187 115V114H186ZM220 115V114H219ZM231 115V114H230ZM229 115V116H230ZM118 116H120V115H118ZM124 116V115H123ZM143 116V115H142ZM197 116H198V114H197ZM196 116V117H197ZM226 115H224V117H225ZM229 116L228 117H226V118H229ZM256 116V115H255ZM19 117V118H20ZM122 117V116H121ZM148 118L150 117V115H148L147 116ZM208 117H209V115H208ZM212 116H210V118H211ZM253 117V116H252ZM18 118V119H19ZM77 118V117H76ZM95 118V117H94ZM116 118V117H115ZM127 118V117H126ZM182 118H184V117H182ZM191 118V117H190ZM189 118V119H190ZM223 118V117H222ZM250 118V117H249ZM0 119H2V120H4L5 119V117L3 116V117H0ZM189 119H187L188 121H189ZM194 119V118H193ZM196 119V118H195ZM224 119V118H223ZM258 119V118H257ZM12 120V121H11ZM80 120V119H79ZM115 121V120H114ZM132 121V120H131ZM196 121V120H195ZM226 121H227V119H226ZM230 121V120H229ZM228 121V122H229ZM240 121V120H239ZM260 122H259V124L261 123V126L263 127V125L262 124H264L261 120H259ZM130 122V121H129ZM129 122H128V125H129ZM182 122V121H181ZM186 122V121H185ZM192 122V121H191ZM227 122V123H228ZM188 123V122H187ZM4 124V123H3ZM47 124H49V125H51L52 126V132L51 133H48L47 135H44V133H43V130H45V127H46V125ZM111 125H109V127H110V129H111V132H114V130H116V126L114 127L113 125H115V123L113 124V123H110ZM184 124V123H183ZM193 124H194V122H193ZM229 124V123H228ZM127 125V126H128ZM189 125H190V123H189ZM3 126V125H2ZM95 126V127H94ZM171 126H172V124H171ZM183 126V125H182ZM224 126V125H223ZM222 126V127H223ZM241 126V125H240ZM109 127H104L105 129L104 130H101V128L100 129H98L100 132H103V134H101L102 135V137L101 136H99L100 137V141H97V146H98V150L100 151L99 153L101 154V152H103L102 154H104V152L106 151V150H108V148L107 147H109V146H106V141H104V139H105V137L104 136H106L107 134H108V132H109ZM118 127V126H117ZM121 127V126H120ZM120 127H119V129H120ZM125 127V126H124ZM184 127V126H183ZM186 127V126H185ZM189 127V126H188ZM193 127H195L194 125H193ZM197 127V126H196ZM231 127V126H230ZM230 127L228 126V128L230 129ZM47 128H48V126H47ZM51 128V127H50ZM123 128V127H122ZM126 128V127H125ZM191 128V127H190ZM199 128V127H198ZM243 128H246V125L245 126H243ZM255 128H256V126H255ZM264 128V127H263ZM49 129V128H48ZM103 129V128H102ZM130 129V128H129ZM206 129V128H205ZM97 130V129H96ZM121 130V129H120ZM119 130V131H120ZM197 130V129H196ZM241 130H242V127H241ZM245 130V129H244ZM125 131V130H124ZM129 130H127V132H128ZM205 131V130H204ZM245 131H247V129L245 130ZM244 131V132H245ZM260 130H255V132H259ZM21 132V131H20ZM30 132L32 133V132H36V134L35 135H31L30 134ZM121 132V131H120ZM122 132H123V129H122ZM179 132H181V130L179 131ZM232 132V131H231ZM235 132H237V131H235ZM252 132H254V130H252ZM254 132V133H255ZM126 133V132H125ZM124 133V134H125ZM187 133V132H186ZM196 133V132H195ZM209 133V132H208ZM208 133H206V134H208ZM233 133V132H232ZM237 133H239V132H237ZM237 133H235V136H236V134ZM253 133V134H254ZM172 134H174V133H172ZM177 134H178V131H177ZM177 134L175 133V135L177 136ZM180 134H184V132L183 133H180ZM252 134V135H253ZM256 134V133H255ZM100 135V134H99ZM127 136H128V134H126ZM125 135V136H126ZM129 135H131V132L129 133ZM133 135V134H132ZM174 135V136H175ZM186 135V134H185ZM187 135H188V133H187ZM195 136H196V134H194ZM201 135V134H200ZM238 135H243V134H238ZM173 136V135H172ZM173 136V137H174ZM189 136V135H188ZM187 136V137H188ZM191 136V135H190ZM203 136V135H202ZM213 136V135H212ZM234 136V137H235ZM240 136V137H241ZM245 136V135H244ZM258 135L256 134V137H257ZM108 137V136H107ZM106 137V139H107V141H108V139L109 138H107ZM133 137V136H132ZM131 137V138H132ZM169 137H170V135H169ZM185 137V136H184ZM206 137V136H205ZM205 137H202V138H205ZM247 137V136H246ZM25 138V137H24ZM23 138V139H24ZM104 138V139H103ZM176 138V137H175ZM186 138V137H185ZM200 138V137H199ZM211 138V137H210ZM232 138H233V136H232ZM250 138H251V136H250ZM249 138V139H250ZM127 139V138H126ZM125 139V140H126ZM242 139H243V137H242ZM246 139V138H245ZM192 140V139H191ZM204 140H206V139H204ZM212 140V139H211ZM214 140V139H213ZM248 140V139H247ZM264 140V139H263ZM19 141V140H18ZM24 141V140H23ZM110 141V140H109ZM201 141H203V140H201ZM218 141V140H217ZM249 141V140H248ZM251 141V140H250ZM126 142V141H125ZM169 142V141H168ZM211 142V141H210ZM22 144H23V142H21ZM128 143V142H127ZM123 144H125L124 142H123ZM162 144V143H161ZM197 144H198V142H197ZM202 144H204V143H202ZM206 144V143H205ZM114 145V144H113ZM158 145V144H157ZM164 145V144H163ZM170 145V144H169ZM169 145H168V147H169ZM172 145V144H171ZM195 145H196V143H195ZM194 145V146H195ZM198 145H200V143L198 144ZM197 145V146H198ZM214 145H216V144H214ZM20 146H22V145H20ZM27 146V145H26ZM160 146V145H159ZM206 146V145H205ZM217 146V145H216ZM24 147V146H23ZM60 147V148H59ZM111 147H113V146H111ZM124 147V146H123ZM162 147H164V146H161V148ZM171 147H173V146H171ZM199 147H201V146H199ZM208 147V146H207ZM214 147V146H213ZM228 147V146H227ZM10 148V147H9ZM8 148V149H9ZM11 148H12V146H11ZM29 148V147H28ZM71 148V147H70ZM110 148V147H109ZM161 148H159V150L161 149ZM167 148V147H166ZM165 148V149H166ZM215 148V147H214ZM20 149V147L18 148V150ZM118 150L120 149V148H117ZM156 149H157V146H156ZM164 149V150H165ZM204 149V148H203ZM221 149V148H220ZM233 149V148H232ZM17 150V149H16ZM70 150H72V148L70 149ZM74 150H73V152H74ZM110 150V149H109ZM109 150H108V152H109ZM126 150V149H125ZM125 150H123V151H125ZM158 150V151H159ZM170 150V149H169ZM207 150H209V149H207ZM214 150H216V149H214ZM11 151H14V150H11ZM161 151V150H160ZM166 151H167V149H166ZM174 151V150H173ZM199 151V150H198ZM234 151V150H233ZM22 152V151H21ZM21 152H20V154H21ZM56 152H59V153H56ZM69 152V151H68ZM117 152V151H116ZM115 152V153H116ZM215 152H217V151H215ZM8 153H10V152H8ZM12 153V152H11ZM15 153H18V152H15ZM70 153V152H69ZM68 153V154H69ZM98 152L96 153V154H99ZM111 153H112V150H111ZM109 154V155H112V154ZM161 153V152H160ZM166 153V152H165ZM171 153V152H170ZM176 153V152H175ZM182 153V152H181ZM212 153V152H211ZM227 153V152H226ZM70 154H72V153H70ZM94 154H95V152H94ZM105 154H106V152H105ZM119 155H120V153H118ZM156 154V153H155ZM158 154V153H157ZM177 154H178V152L176 153V156H177ZM183 154H184V152H183ZM191 154V153H190ZM203 154V153H202ZM11 155V154H10ZM21 155H25V154H21ZM108 155V154H107ZM119 155H118V157H119ZM123 155V153H121V155L120 156H122ZM152 155V154H151ZM172 155V154H171ZM175 155V154H174ZM189 155V154H188ZM191 155H193V154H191ZM204 155H205V152H204ZM234 155V154H233ZM26 156H29L28 154H26ZM50 156V157H49ZM72 156V155H71ZM97 156V155H96ZM100 156V155H99ZM106 156V155H105ZM116 156H117V154H116ZM153 156V155H152ZM158 156V155H157ZM156 156V157H157ZM18 157V156H17ZM21 157H23V156H21ZM106 157H108V156H106ZM114 157V156H113ZM112 157V158H113ZM181 157V156H180ZM183 157V156H182ZM185 157V156H184ZM183 157V158H184ZM200 157H202V156H200ZM27 158H29V157H27ZM32 158V157H31ZM43 158H42V160H43ZM73 158H72V160H73ZM84 158V159H85ZM92 158V157H91ZM98 158V157H97ZM115 158V157H114ZM147 158V157H146ZM145 158V159H146ZM168 158V157H167ZM173 158V157H172ZM175 158V157H174ZM173 158V159H174ZM209 158V157H208ZM9 159V158H8ZM17 159V158H16ZM19 159V158H18ZM21 159V158H20ZM33 159V158H32ZM52 159V158H51ZM51 159H50V161H51ZM77 159V160H78ZM87 159V158H86ZM149 159V158H148ZM176 159V158H175ZM180 159V158H179ZM185 159V158H184ZM237 159H239V158H237ZM24 160H26V158L25 159H23V162H26V161H24ZM34 160V159H33ZM36 160V159H35ZM75 160V159H74ZM88 160V159H87ZM96 160H98V159H96ZM95 160V161H96ZM172 160V159H171ZM181 160V159H180ZM179 160V163L181 162ZM189 160H190V158H189ZM20 161V160H19ZM29 161V160H28ZM32 161V160H31ZM81 161V160H80ZM114 161H115V159H114ZM156 161V160H155ZM235 161V160H234ZM5 162V161H4ZM3 162V163H4ZM16 162V161H15ZM21 162V161H20ZM33 162V161H32ZM38 162V161H37ZM48 162V161H47ZM73 162V161H72ZM77 162V161H76ZM75 162V163H76ZM91 163L93 162V161H90ZM117 162V161H116ZM145 162V161H144ZM150 162V161H149ZM175 162H177V160H174V164H175ZM233 162V161H232ZM2 163V164H3ZM29 163V162H28ZM87 163V162H86ZM173 163V162H172ZM183 163V162H182ZM17 164L19 165V163L17 162ZM31 164V162L29 163V165ZM68 165L66 166L67 167V171H68V173L65 171V170H62V177H63V179H68L69 178V173L71 172V171H69V169L71 168L70 167V165L72 164H69V163H67ZM81 164V163H80ZM93 164H94V162H93ZM144 164V163H143ZM156 164V163H155ZM177 164H178V162H177ZM185 164V163H184ZM14 165V164H13ZM21 165V164H20ZM51 164H49V166H50ZM81 165H83V163L81 164ZM80 165V166H81ZM129 166H130V164H128ZM179 165H181V164H179ZM190 165V164H189ZM192 165H194V164H192ZM73 166V165H72ZM86 166H91V165H89V164H87ZM85 166V169L87 168V169H89L88 167H86ZM177 166V165H176ZM4 167V166H3ZM10 167V166H9ZM20 167H22V166H20ZM25 167V166H24ZM27 167V166H26ZM25 167V168H26ZM30 167H32V166H29V168ZM55 167V168H54ZM81 167H84V166H81ZM95 167H96V163H95ZM113 167V166H112ZM181 167V166H180ZM183 167V166H182ZM188 167V166H187ZM195 167V166H194ZM12 168V167H11ZM14 168H17V165L15 164V167ZM28 168V169H29ZM128 168V167H127ZM130 168V167H129ZM54 169H56V170H54ZM85 169H83L84 170V172H85ZM178 169V168H177ZM185 169V168H184ZM7 171H8V168L6 169ZM5 170V172H2V173H7V171ZM12 170V169H11ZM79 169H77V171H78ZM196 170V169H195ZM15 171V170H14ZM20 171V170H19ZM18 171V172H19ZM22 171V170H21ZM24 171V170H23ZM22 171V172H23ZM15 172H17V171H15ZM25 172V171H24ZM73 172V171H72ZM87 172V171H86ZM185 172V171H184ZM183 172V173H184ZM21 173V172H20ZM75 173V172H74ZM73 173V174H74ZM88 173V172H87ZM12 174H13V170H12ZM24 174H26V173H24ZM72 174V176H74ZM79 174V173H78ZM83 174V173H82ZM14 175H15V173H14ZM91 176H92V174H90ZM89 174H88V176L86 175V173H85V177H89L90 176ZM31 176V175H30ZM72 176H70V178L72 177ZM90 176V177H91ZM94 176V175H93ZM5 177H7L6 176V174H5ZM12 177V176H11ZM26 177H27V175H26ZM82 175L80 174V175H77L76 176V178H75V176L73 177V179H75V180H77L78 182H79V184H80V181H81V179H82ZM209 177V176H208ZM25 178V177H24ZM92 178V177H91ZM183 178H184V176H183ZM210 178H212L211 176H210ZM6 179V178H5ZM25 179H27V178H25ZM90 179V178H89ZM88 179V180H89ZM92 179H94V178H92ZM195 179V178H194ZM4 180V179H3ZM13 180V179H12ZM87 181V180H86ZM85 181V182H86ZM91 181V180H90ZM182 181H183V179H182ZM1 182V181H0ZM27 182V181H26ZM76 182V181H75ZM84 182V181H83ZM92 182V181H91ZM2 183H3V181H2ZM51 183V184H50ZM94 182H92L90 185H92ZM182 183V182H181ZM180 183V185H182ZM78 184V183H77ZM185 184V183H184ZM3 185V184H2ZM30 185V186H31ZM82 185V184H81ZM80 185V186H81ZM186 185V184H185ZM184 185V186H185ZM4 186V185H3ZM2 186V187H3ZM29 186V187H30ZM85 186V185H84ZM183 186V187H184ZM197 186V185H196ZM7 187V186H6ZM9 187V186H8ZM83 187V186H82ZM93 187V186H92ZM187 187V186H186ZM84 188V187H83ZM82 188V189H83ZM90 188H91V186H90ZM89 188V189H90ZM3 189H4V187H3ZM30 189V188H29ZM31 189H33V187L31 188ZM79 189H80V187H79ZM81 189V190H82ZM85 189H87L86 188V186H85ZM180 189V188H179ZM182 189H184V188H182ZM194 189V188H193ZM81 190H80V193H81ZM181 190V189H180ZM85 191V190H84ZM24 192V191H23ZM86 192V191H85ZM84 192V193H85ZM182 192V191H181ZM1 193V192H0ZM87 193V192H86ZM1 194H3V193H1ZM1 194H0V196H1ZM8 194H10V193H8ZM81 194H83V193H81ZM77 195H79L80 196V194H77ZM86 195H88V194H86ZM78 196V197H79ZM83 197H84V195H82ZM2 197H4V196H2ZM1 197V198H2ZM6 197V196H5ZM87 197V196H86ZM85 197V198H86ZM89 197V196H88ZM87 197V198H88ZM7 198V197H6ZM6 198H5V201H6ZM10 198V197H9ZM8 198V199H9ZM39 198V199H40ZM7 199V200H8ZM35 199V198H34ZM3 200H4V198H3ZM2 200V201H3ZM16 200H17V198H16ZM37 200H38V198H37ZM81 200V199H80ZM4 201V202H5ZM35 201V200H34ZM259 201V200H258ZM4 202H2L3 204H4ZM17 202V201H16ZM93 202V201H92ZM1 203V204H2ZM11 203V202H10ZM9 203V204H10ZM63 203V202H62ZM66 203V202H65ZM76 203H79V204H77L76 205ZM1 204H0V206H1ZM42 204V205H43ZM67 204V203H66ZM65 204V205H66ZM69 204H70V202H69ZM84 204V203H83ZM5 205H6V203H5ZM43 205V206H44ZM10 206H12V205H10ZM47 206V207H48ZM73 206L74 207H70V206H68V208L70 207L71 208V210H73L72 211V213H71V217H73L74 215L75 216H77L78 214H79V212L81 211V201L80 202H78V201H76L75 203H73ZM46 207V206H45ZM54 207V206H53ZM2 208V207H1ZM67 208V206H66V209H68ZM73 208V209H72ZM4 209H6V207L4 208ZM45 209V208H44ZM4 211V210H3ZM6 211V210H5ZM20 211V210H19ZM63 211V210H62ZM101 211V210H100ZM21 212V211H20ZM23 212V211H22ZM46 212V211H45ZM84 212V211H83ZM3 212L1 211V214H2ZM5 213V212H4ZM39 213V212H38ZM41 213V212H40ZM16 214H18V213H16ZM24 214H27V213H24ZM43 214V213H42ZM84 214V213H83ZM94 214V213H93ZM98 214V213H97ZM96 214V216H94V217H98V215ZM104 214V213H103ZM21 215V214H20ZM22 215H23V213H22ZM37 215H39V214H37ZM69 215H70V213H68V210H65V212L63 213V216H64V218H66V219H62V220H64V223H65V221H67V223H68V227H69V225L70 224H72L73 223V219H68V217H69ZM4 215H2V218H4L3 217ZM24 216V215H23ZM23 216H20V217H23ZM44 216V218L45 217H47V216H45V215H43ZM74 216V217H75ZM25 217H26V215H25ZM38 217V216H37ZM62 217V216H61ZM73 217V218H74ZM42 218V217H41ZM40 218V219H41ZM77 219V218H76ZM261 219H263V216H262V218ZM43 220H47V221H52L53 219H43ZM4 221H6L5 219H4ZM9 221V220H8ZM7 221V222H8ZM59 221H61V220H59ZM82 222V221H81ZM111 222H112V220H111ZM110 222V223H111ZM59 223V222H58ZM61 223V222H60ZM62 223H63V221H62ZM113 223H114V221H113ZM118 223V222H117ZM2 224H5V223H3L2 222ZM11 224V223H10ZM10 224L9 223H7V226H10ZM80 224V223H79ZM115 225H116V223H114ZM15 225V224H14ZM66 225V224H65ZM65 225L63 224V227L60 225V224H55V226L53 227V228H49V226L47 225H43V226H41V227H38V228H34L33 229V231H34V233L36 234L37 233V235L39 234L38 232H39V230H41L43 233H45V234H42L41 233V237H44V238H53L54 236H61V237H63L65 234V236H67L70 240H73V238L75 237H73L72 236V234H68L67 235V233H68V227H65ZM82 225V224H81ZM73 226V225H72ZM72 226H70L69 227V232H70V230L72 229ZM1 227V226H0ZM84 227V226H83ZM82 227V228H83ZM86 227H88V226H86ZM90 227H92L91 225H90ZM97 227V226H96ZM71 228V229H70ZM81 228V229H82ZM85 228V227H84ZM83 228V229H84ZM1 229V228H0ZM5 229V228H4ZM78 229H80V228H78ZM86 229H88V228H86ZM91 229V228H90ZM89 229V230H90ZM3 230V229H2ZM13 230V229H12ZM32 230V229H31ZM30 230V231H31ZM47 230H49V231H47ZM85 230V229H84ZM30 231L29 230H27V229H23V228H18L17 229V233L19 234V235H21V241L19 240V238H18V240H14V239H8V238H6V234H5V236H2V233L0 232V245H2L3 247H4V245H6L7 243H9V245H10V247L12 248V250L14 251H12V253H13V256H11L9 259L7 258L6 260L8 261L7 263H9V260H15V262L13 261V263H15L16 264V262H17V264H25L26 262H33V263H36V264H43L44 263V261L46 262V259H45V256L44 257H42V255H39L38 253H37V255H34L32 252H38V250H39V248L41 247V245L43 244V242L41 243V241L42 240H40L39 242H37V244H35L34 242H31V241H29L30 240V238H32V237H30L29 236V234H30ZM32 231V232H33ZM77 231V230H76ZM82 231V230H81ZM80 231V232H81ZM86 231V230H85ZM3 232V231H2ZM11 232H13V231H11ZM75 232V231H74ZM90 232V231H89ZM4 233V232H3ZM5 233H7V232H5ZM84 233V232H83ZM86 233V232H85ZM14 234H16L15 233V231H14ZM32 234V233H31ZM34 234V235H35ZM13 234L11 233V235H9L8 237H10V236H12ZM34 235H32V236H34ZM71 235V237H73V238H70L69 236ZM78 235V234H77ZM84 235V234H83ZM89 235H90V233H89ZM13 237H15L14 235H13ZM64 238V237H63ZM22 239H23V241H22ZM78 239V238H77ZM77 239H74V240H77ZM80 239H82L81 237H80ZM86 239V238H85ZM69 240V242H65L66 244H68L69 246L71 245V242L72 241H70ZM76 242V241H75ZM73 243V244H76V243ZM41 243V244H40ZM81 244V243H80ZM59 245V244H58ZM63 245V244H62ZM61 245V246H62ZM65 245V244H64ZM7 246V245H6ZM73 246V245H72ZM75 246V245H74ZM82 246V245H81ZM60 247V246H59ZM83 247H84V245H83ZM87 247V246H86ZM89 247V246H88ZM7 248V247H6ZM68 248V246H66V248H64L65 250ZM70 248V247H69ZM68 248V249H69ZM76 248V247H75ZM82 248V247H81ZM101 248V247H100ZM52 249H55L54 247L52 248ZM64 249H63V252H64ZM78 249H79V247H78ZM72 250V249H71ZM73 250H75L74 248H73ZM70 251V250H69ZM68 251V252H69ZM80 251V250H79ZM92 251V250H91ZM100 251V250H99ZM86 253V252H85ZM102 253V252H101ZM66 254V253H65ZM98 254V253H97ZM145 254H146V252H145ZM39 255V256H38ZM64 255V254H63ZM94 255V254H93ZM65 256V255H64ZM68 256V255H67ZM96 256H98V255H96ZM108 256V255H107ZM145 256V255H144ZM70 257V256H69ZM119 257V256H118ZM97 258V257H96ZM6 260H5V262H6ZM50 260V259H49ZM66 260L67 259H63L62 258V262H66ZM82 260V259H81ZM85 260V259H84ZM94 260H96V259H94ZM126 260V259H125ZM162 260V259H161ZM83 261V260H82ZM94 262V261H93ZM92 262V263H93ZM110 262V261H109ZM114 262V261H113ZM116 262H117V260H116ZM150 261H148V263H149ZM12 263V264H13ZM82 263V262H81ZM86 263H87V261H86ZM124 263H125V261H124ZM3 264H6V263H3ZM131 264V263H130Z\"/></svg>", "mask_w": 264, "mask_h": 264}]
</instances>
